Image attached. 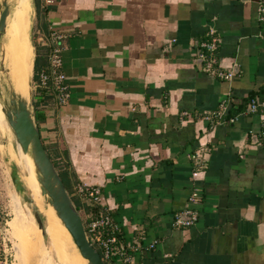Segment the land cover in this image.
Listing matches in <instances>:
<instances>
[{"label":"crops","instance_id":"crops-1","mask_svg":"<svg viewBox=\"0 0 264 264\" xmlns=\"http://www.w3.org/2000/svg\"><path fill=\"white\" fill-rule=\"evenodd\" d=\"M52 2L37 31L67 36L70 98L59 105L34 87L41 137L68 153L77 184L100 189L125 242L145 249L136 264H264V142L245 106L264 99V0ZM211 30L231 81L197 59ZM28 45L23 95L36 59ZM190 207L198 221L175 227Z\"/></svg>","mask_w":264,"mask_h":264},{"label":"rangeland","instance_id":"rangeland-1","mask_svg":"<svg viewBox=\"0 0 264 264\" xmlns=\"http://www.w3.org/2000/svg\"><path fill=\"white\" fill-rule=\"evenodd\" d=\"M40 4L43 14L44 0H40ZM8 6L11 14L7 20L5 36H0V44L5 43L6 49L8 47V50L12 52L9 55L6 53V62L8 67H12L16 87L21 89L24 74L17 72L19 46L27 32L28 42L30 39L34 50L40 37L37 30L40 27L38 21L41 17L37 16L35 0H8ZM3 62L0 47V104L2 108L4 102L9 100L6 92L9 82L2 71ZM34 62L35 53L33 68ZM19 150L6 117L4 121L0 117V264H23L24 261L26 264H72L73 262L74 264H86L70 234L41 196L40 185L35 178V173L31 175L32 180H29L27 173L21 167L18 168L20 176L23 177L22 181L24 180L32 193L31 197L26 189L27 196L33 201L31 205H28L29 203H26L16 190L11 178V165L15 162L9 157L11 153L17 155ZM20 161L22 162V159ZM16 206L22 212L18 223L14 219ZM34 211L40 214L46 234L39 230L32 215ZM5 241L7 246L4 248ZM22 252H25L26 258L22 257Z\"/></svg>","mask_w":264,"mask_h":264},{"label":"built area","instance_id":"built-area-1","mask_svg":"<svg viewBox=\"0 0 264 264\" xmlns=\"http://www.w3.org/2000/svg\"><path fill=\"white\" fill-rule=\"evenodd\" d=\"M45 7L52 5V0H44ZM259 21L264 23V4L259 7ZM41 43L43 46L50 49L49 53V68L43 69L39 75V82L34 87L36 89L49 90L55 97L59 105H65L70 98V89L67 84V77L63 72V58L62 53L65 49V41L67 36L65 33L58 31L57 29H50L47 36L40 34ZM220 40L217 37L214 30L209 31L205 40L201 41L198 45L197 59L203 65L204 72L216 77L222 81H231L235 78V70H225L222 66L220 55ZM222 109L225 110V106L222 105ZM246 113L261 118V125L259 131V137L264 142V99L255 98L250 102L246 109ZM223 111L218 113L215 117L210 118L214 121L216 117L222 118ZM234 121V120H233ZM232 121V122H233ZM78 193L83 195H89L88 199H93L95 202L102 200L100 189L89 190L86 185H79ZM199 200V193L194 192L190 196L189 202L194 205ZM199 219L198 212L192 207L187 208L181 214H178L175 218V227L189 228L193 226ZM111 227V230L104 232V237L100 231ZM86 229L87 236L89 237L91 244H98L104 254L103 260H115L118 264H136L135 257L139 253H143L145 250L142 246L135 243L122 242L117 233H120L118 225H114L110 217L102 219L100 221L93 222ZM158 242H153L146 250H153L156 248ZM6 241L4 242V248L6 247Z\"/></svg>","mask_w":264,"mask_h":264},{"label":"water","instance_id":"water-1","mask_svg":"<svg viewBox=\"0 0 264 264\" xmlns=\"http://www.w3.org/2000/svg\"><path fill=\"white\" fill-rule=\"evenodd\" d=\"M0 11V36L4 37L7 20L11 14L8 0H1ZM2 45L3 43L0 44L1 49ZM2 68L9 82L4 62ZM29 86L31 88L29 100H26L9 85L6 86L9 100L4 102L3 113L13 131L18 146L24 154L29 155L33 160L36 177L45 203L53 209L63 227L69 232L80 256L86 264H105L100 253L91 244L82 216L74 205L62 178L45 149L33 101L34 68ZM11 178L18 193L26 203H29L28 205H31L33 201L26 194V187L15 163L11 165ZM32 215L38 228L43 231V234H46L45 225L38 211H34Z\"/></svg>","mask_w":264,"mask_h":264},{"label":"trees","instance_id":"trees-1","mask_svg":"<svg viewBox=\"0 0 264 264\" xmlns=\"http://www.w3.org/2000/svg\"><path fill=\"white\" fill-rule=\"evenodd\" d=\"M35 7L37 10V16L41 17V22H42V16H43V18L45 17L46 7H43V8H45V9H43L44 10L43 14L41 13V10H40V8H41L40 0H35ZM42 25H44V24L42 23ZM41 38H42V36L38 38V41H37L38 43L35 44L36 59H35L34 69H35L36 80H39V75L43 69L49 68L48 57H49L50 49L42 45V43L40 41ZM37 93L40 96L46 95V98H48V97L51 98L53 96L49 90L39 89L37 91ZM254 99H255V96L252 95L251 98L249 99V101H247L245 103V106L248 107L250 102ZM36 108L38 110V105H36ZM42 119H43L42 117L37 115V121H38L39 127H40V124L42 122ZM44 145H45V149H46L52 163L54 164L56 170L58 171L60 177L62 178V180L66 186V189L72 198L74 205L76 206L79 213L81 214L84 225L87 228V230H88V226L90 224H92L93 222L100 221L102 219H106L107 217H110L111 220L113 221L114 225L116 224L119 226L120 233H117V237H119V239L122 242H125L124 230L117 223L112 212L109 211L107 209V207L105 206V204L103 203V198H102V200L95 202L93 199H91V200L88 199L89 195H87V194L81 195L78 193V187H79V185H82V184H77L78 181L75 180L77 177L71 171V169L69 167L70 165L68 163L69 162L68 161L69 160L68 153H64V154L61 153L58 145H56V144H54V145L44 144ZM64 159L66 160V163H64ZM87 187L89 190L99 189L97 187H90V186H87ZM107 230H111V227L100 230V231H102L101 234L104 237L107 236V235H104V232H105V234H106V232H108ZM108 237L109 236H107L106 238H108ZM94 248L100 253L102 258L104 259V254H103V251L101 250L100 246H98V244L95 243ZM104 262H105V264H118L115 260L109 261V260L105 259Z\"/></svg>","mask_w":264,"mask_h":264},{"label":"bare ground","instance_id":"bare-ground-1","mask_svg":"<svg viewBox=\"0 0 264 264\" xmlns=\"http://www.w3.org/2000/svg\"><path fill=\"white\" fill-rule=\"evenodd\" d=\"M0 3H1V0H0ZM1 50H2V58H3V61H4V65H5V68H6L7 72H8V78H9V84L8 85L12 89H14L17 93L21 94L26 100H29L30 99V91H31V88L29 86V83H30V79H31V76H32V68H33V61H34V59H33V61H31V76L30 77L28 76V80H27V93L23 95V93L21 92V89H19L18 87H16L15 80H14V75H13V72H12L13 71L12 70V67H8L7 66V63L5 62V52H6V44L5 43H3ZM19 55H20V58H21V61L19 63V68L20 69H25L26 67H28L27 64H28V55H29V45H28V41H27L26 35L23 36V39H22V41L20 43V46H19ZM2 109H3L2 108V105L0 104V117L4 121L5 120V115H4ZM9 158H11L13 160V162L16 163V165H17L18 168L21 167L27 173V179L32 180L31 175H32L33 172L35 173V168H34L33 160L31 159V157L29 155L24 154L23 151L20 148V150H19V152H18L17 155L11 153V157H9ZM20 159H22V162L20 161ZM34 175H35V178L37 180L36 173ZM21 178L23 179L22 176H21ZM22 182H23L24 186L26 187V189L28 190V192L30 193V195L32 197V193L27 188L24 180ZM37 182H38V180H37ZM45 208H46V206H45ZM24 253L25 252H22V257L23 258H26L25 255H24ZM23 264H26V262L24 261ZM72 264H74V262Z\"/></svg>","mask_w":264,"mask_h":264}]
</instances>
